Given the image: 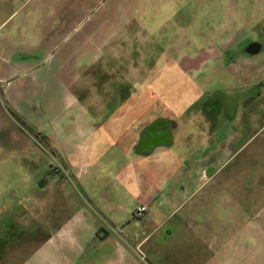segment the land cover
<instances>
[{"label": "rangeland", "instance_id": "rangeland-1", "mask_svg": "<svg viewBox=\"0 0 264 264\" xmlns=\"http://www.w3.org/2000/svg\"><path fill=\"white\" fill-rule=\"evenodd\" d=\"M260 2L0 0V264H264V95L226 117L197 58Z\"/></svg>", "mask_w": 264, "mask_h": 264}, {"label": "crops", "instance_id": "crops-1", "mask_svg": "<svg viewBox=\"0 0 264 264\" xmlns=\"http://www.w3.org/2000/svg\"><path fill=\"white\" fill-rule=\"evenodd\" d=\"M262 1L259 4V10L252 12V16L254 17L253 22L247 21L244 10L237 9L234 12L232 11V13L228 11L227 24L221 28V32L225 36L222 38L219 47L214 46V48L210 49V59L208 56L199 55L197 57L199 59V69L207 66L210 60H216L220 64L221 70L215 69L213 76L219 80H225L226 78V89L215 90L210 97H214L215 100L216 98L219 99L221 111H223L226 117L232 118L239 113V103H245L247 100L252 99L255 100L264 95V2ZM253 36L254 38H252ZM204 112V109L199 110V113L202 114V119L195 126L201 129V144H205L210 140L215 128L214 123L208 121ZM162 123L167 126L166 140L164 142H157L147 152L137 150L139 154L149 155L153 150L165 149L172 144L175 145L177 143L181 145V140L177 142L178 138L175 134L171 133L170 129L174 128L178 130L182 124L176 121L174 123L167 122L165 119L162 120ZM192 129L194 128L185 129L184 134L191 135L194 133ZM142 133L137 136L138 139H140ZM222 154L224 155L223 150L221 151ZM223 164H220L215 169L210 168L209 171L213 170L207 177L212 176L220 170ZM151 203V198L140 203V205H146L147 211L145 215L147 214L150 217L152 213H149L148 210Z\"/></svg>", "mask_w": 264, "mask_h": 264}, {"label": "flooded vegetation", "instance_id": "flooded-vegetation-1", "mask_svg": "<svg viewBox=\"0 0 264 264\" xmlns=\"http://www.w3.org/2000/svg\"><path fill=\"white\" fill-rule=\"evenodd\" d=\"M167 138V126L162 121L151 124L140 136L137 150L149 151L157 142H164Z\"/></svg>", "mask_w": 264, "mask_h": 264}, {"label": "built area", "instance_id": "built-area-1", "mask_svg": "<svg viewBox=\"0 0 264 264\" xmlns=\"http://www.w3.org/2000/svg\"><path fill=\"white\" fill-rule=\"evenodd\" d=\"M146 211H147L146 205L145 204H141L135 209L133 214H134L135 217L139 218V217H142L143 215H145Z\"/></svg>", "mask_w": 264, "mask_h": 264}]
</instances>
